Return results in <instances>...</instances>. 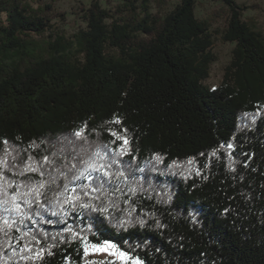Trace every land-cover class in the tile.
Returning a JSON list of instances; mask_svg holds the SVG:
<instances>
[{
	"label": "trees",
	"instance_id": "16d2710c",
	"mask_svg": "<svg viewBox=\"0 0 264 264\" xmlns=\"http://www.w3.org/2000/svg\"><path fill=\"white\" fill-rule=\"evenodd\" d=\"M219 1L202 17L200 0H94L65 39L52 0H0L4 166L31 156L67 173L90 144L119 148L114 132L127 136L130 164L114 166L128 176L120 191L94 202L107 213L45 212L17 224L16 238L0 231V264H30L20 256L32 235L51 253L37 264H84L67 228L142 264H264V35L236 0ZM216 34L233 49L212 89Z\"/></svg>",
	"mask_w": 264,
	"mask_h": 264
},
{
	"label": "snow or ice",
	"instance_id": "6c2138e0",
	"mask_svg": "<svg viewBox=\"0 0 264 264\" xmlns=\"http://www.w3.org/2000/svg\"><path fill=\"white\" fill-rule=\"evenodd\" d=\"M115 123L118 124L119 120H116ZM120 131L126 132V129ZM111 135L115 140L121 141L119 148H110L108 144L97 146L90 144L87 148L81 149L87 159L80 158L77 153V156L74 157L76 163L67 168V173L55 169L49 171L44 168V164L36 162L31 156L27 160H21L19 167L17 164L5 167L7 161L0 160V226H2L0 231L4 236L9 239L16 238L10 236V233L20 232V228L16 227L17 224H24L26 220L45 212H49L52 216H58L60 213L67 216L66 209L70 208L73 211L77 209L90 210L101 215L107 213L109 209L106 205L94 202L100 201L109 191H120L121 180L127 181L128 176H126L125 170L114 168L115 165L126 164L130 167L129 162H124L121 159L128 154L127 136H121L117 132ZM74 136L83 139L84 130H76ZM5 143L7 142L5 141ZM68 143L73 146V149L77 147L70 138ZM48 162V157L45 156L44 163ZM9 173L11 177H20L21 179L10 178ZM32 174H37L40 178L34 180ZM58 181H62V183H58ZM77 181L83 182L77 184L75 183ZM109 186L112 187L109 188ZM66 231L72 232L74 237L84 243L85 255L89 252L88 245L90 243L94 251H108L109 254L117 255L127 264H142L139 259L130 257L128 253L121 251L110 240H104L101 245L99 241L93 243L81 235L83 229L80 233L71 228H67ZM28 235L29 233L24 232L25 237ZM40 245L41 240L36 235H32L29 244L21 248V252L26 254H22L20 259L29 261L30 264L43 261L44 256L51 253L46 252L45 248Z\"/></svg>",
	"mask_w": 264,
	"mask_h": 264
},
{
	"label": "rangeland",
	"instance_id": "374dc122",
	"mask_svg": "<svg viewBox=\"0 0 264 264\" xmlns=\"http://www.w3.org/2000/svg\"><path fill=\"white\" fill-rule=\"evenodd\" d=\"M50 1V0H46ZM55 7L65 14L64 22H57L55 30L56 35H62L65 39L71 38L79 27H83L84 23L81 19L82 9H87L94 0H52ZM103 5L107 0H99ZM108 7H113L118 0H109ZM177 0H171L169 9H172ZM201 5L197 9L199 16H206L213 11L224 9L223 4L219 0H200ZM236 2L246 8L244 15L247 16L254 24V28L264 35V0H236ZM223 23L214 26V30L221 31ZM233 45L224 43L220 39V35L216 34V41L212 47L216 61L210 66L209 78L205 84L209 88H216L220 85L225 68L231 60V52ZM87 255L84 254V264H127L126 261L120 259L117 255H111L108 251H94L91 246Z\"/></svg>",
	"mask_w": 264,
	"mask_h": 264
}]
</instances>
